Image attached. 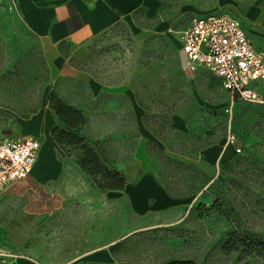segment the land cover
<instances>
[{"label": "rangeland", "instance_id": "obj_1", "mask_svg": "<svg viewBox=\"0 0 264 264\" xmlns=\"http://www.w3.org/2000/svg\"><path fill=\"white\" fill-rule=\"evenodd\" d=\"M234 1L227 8L264 51V26L246 17L252 8L264 13V0ZM180 4L167 0L164 14ZM134 17V26L120 23L96 36L73 65L87 77L133 91L153 139L145 143L150 165L144 171L173 192L190 195L192 203L137 214L122 193L108 197L94 186L78 164L82 145L95 148L111 170L121 172L142 137L137 112L129 102L107 107L108 96L92 99L82 82L55 83L39 41L9 0H0V135L18 136L17 122L46 99L50 108L51 96L69 106L78 103L71 107L95 124L85 136L83 125L68 128L53 113L50 134L77 194L56 212L38 216L24 212L22 200L7 220L10 232L39 264H99L85 257L111 242L114 264H264V87L259 101L236 98L226 111L227 92L208 71L191 67L181 52L178 31L189 19L176 21L168 35L157 31L159 18L139 12ZM70 85L77 88L73 95ZM215 143L223 145L227 157L211 163L203 150ZM143 173L128 180L135 183Z\"/></svg>", "mask_w": 264, "mask_h": 264}, {"label": "crops", "instance_id": "obj_2", "mask_svg": "<svg viewBox=\"0 0 264 264\" xmlns=\"http://www.w3.org/2000/svg\"><path fill=\"white\" fill-rule=\"evenodd\" d=\"M167 0H9L23 24L40 43L44 57L50 67L51 77L55 83L82 82L88 94L94 100L109 98L107 107H114L118 100L123 101L136 111L141 127V139L131 161L121 168L127 181L122 190H105L108 197L119 193L125 195L131 208L137 214L146 211H163L181 209L189 206L193 198L190 195H171L156 177L144 170L150 165L145 143L153 141L151 133L143 125V113L135 104L133 91L127 86L107 85L95 78L87 77L77 70L73 60L85 54L88 44L99 34L113 28L117 24L135 25V13H142L146 19L159 18L157 31L170 35V26L181 19H189L179 31L190 24L193 18L206 17L213 14L228 13L233 16L227 6L234 0H168L181 4L164 14ZM235 17V16H233ZM246 17L264 26V13L259 9H249ZM237 18V17H235ZM239 19V18H238ZM181 46V45H180ZM203 70V69H202ZM77 88L70 85V94ZM49 92V91H48ZM51 92V91H50ZM48 97V96H47ZM66 99L65 95L61 96ZM78 104V103H76ZM70 101V106H77ZM81 108V105H78ZM87 111L86 107H83ZM84 114V113H83ZM55 122L53 111L49 108L48 99L28 118L20 119L17 125L21 128L19 135H32L40 142L36 161L30 173L23 179L8 184L0 194V264L11 261L16 264H39L22 252L19 242L8 228V218L14 217L16 206L23 200L20 208L31 215L51 214L59 210L68 197L77 194L72 186L70 170L58 157L57 143L51 137ZM95 130L92 120H87L82 132L89 136V130ZM93 130V131H94ZM40 137H43L41 140ZM208 162L215 163L227 157L223 145L212 144L203 150ZM141 174L135 183L128 180L129 175ZM13 235V236H12ZM114 244V243H113ZM112 242L97 250L91 251L85 260L99 264H114L115 248Z\"/></svg>", "mask_w": 264, "mask_h": 264}, {"label": "built area", "instance_id": "obj_3", "mask_svg": "<svg viewBox=\"0 0 264 264\" xmlns=\"http://www.w3.org/2000/svg\"><path fill=\"white\" fill-rule=\"evenodd\" d=\"M179 40L190 66L208 71L227 92L226 111L236 98L259 101V90L264 87V51L253 44L238 18L228 13L193 18ZM227 140L240 151L234 136L228 135ZM39 148V140L32 135H0V194L8 184L30 173Z\"/></svg>", "mask_w": 264, "mask_h": 264}, {"label": "trees", "instance_id": "obj_4", "mask_svg": "<svg viewBox=\"0 0 264 264\" xmlns=\"http://www.w3.org/2000/svg\"><path fill=\"white\" fill-rule=\"evenodd\" d=\"M50 108L68 128L75 129L86 123V118L80 110L65 104L60 99H55L54 96H51ZM81 150L82 156L78 164L81 169L92 178L93 184L98 190H122L124 188L127 181L126 176L117 170H111L110 167L101 160L95 148L83 144ZM163 187L171 195H182L179 192H173L167 185H163ZM235 243L240 244L241 241L236 240ZM170 264L197 263L192 260H176Z\"/></svg>", "mask_w": 264, "mask_h": 264}]
</instances>
